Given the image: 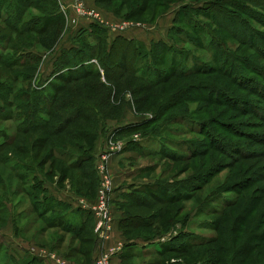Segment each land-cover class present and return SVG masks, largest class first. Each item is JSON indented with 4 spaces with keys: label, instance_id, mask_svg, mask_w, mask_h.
<instances>
[{
    "label": "rangeland",
    "instance_id": "374dc122",
    "mask_svg": "<svg viewBox=\"0 0 264 264\" xmlns=\"http://www.w3.org/2000/svg\"><path fill=\"white\" fill-rule=\"evenodd\" d=\"M73 1H76L73 6H81L86 12H94L111 23L133 24L134 27L124 29L123 33L111 32L110 40L122 35L127 40L144 41L148 47L150 42H169L172 39H170L169 30L175 25L174 20L178 17L180 22L176 23L174 29L180 32L179 34H172L178 49L184 48L191 50L190 53L196 52L198 56H202L207 64L211 63L209 57L203 54L204 52L199 47L189 43L188 38L185 37L187 33H192L194 30L190 21L194 25L197 22L199 29L192 34L198 40L200 38L197 32L202 37L206 30H213L221 37L224 51L227 50L232 55L256 64L264 70V54L251 47V44L254 43L260 50H264V10L261 8L264 0H182L181 2L178 0H71V2ZM188 4L192 8L190 6L188 8ZM204 4L214 11L222 29L216 25V20L208 21L203 11L193 17V9L201 8ZM181 8H187L188 16L185 14L177 15V11ZM252 10L259 16L256 20H252L248 15V11ZM208 11L206 8L205 12L209 14ZM29 13V15H39L40 12L32 9ZM103 26L100 27L103 28ZM76 27L73 25L67 28L66 25L69 32L71 28ZM75 35L66 37L63 34L61 40L66 38L62 47H67L68 43L70 45L74 42ZM22 38L16 35L13 43L19 46H22L23 43L26 44L32 53L41 55L44 64L43 69L45 66H49V76L44 77V71L37 72V78L40 80L38 86L41 87V81L46 79H48L47 85L52 80L57 82L58 80L54 75L58 71L56 63L54 67L55 58L59 56L56 52L57 48L41 47L37 43L38 38L36 37H34L36 40H28L27 37H24L23 40ZM86 38L90 40V37ZM252 38L254 40H251ZM206 40L209 38L207 37ZM90 43L98 44L96 40L90 41ZM170 43L173 45L172 41ZM153 53L157 58L158 63L156 65L161 70L171 66L176 59H181L180 62L184 59L166 49L154 50ZM7 54L14 53L8 50ZM132 54V49L128 44L119 42L112 54V62H107L109 75L104 74V68L98 59L88 62L98 67L100 74H102L101 77L80 79L72 83L74 84L72 86L75 87L82 84L91 86L88 88V92L91 93L79 97L73 102L70 100H72V94L76 92V89L72 91V88H75L72 86L66 88L65 93L69 100L66 102L67 105L62 107L60 116H57L55 121L61 126L62 121L59 120V117L85 116L84 110L78 106L92 105L101 114V118L109 117L107 123L105 122L107 126H104L103 138L99 136L98 132L96 140L89 142V145L95 149L94 164L96 170L99 167L98 175L108 180V189H113L114 192L115 187L123 180V183L136 181L135 183H138L139 187L150 185L148 187L151 188L148 190V194L140 193L138 195L144 199L140 204L126 205L123 210H120L118 205L111 204L109 206V217L106 219L104 231L97 234L96 225L94 229L100 241L98 257L104 258L105 255L110 254L112 258L109 264H264V244L262 245L258 241L264 232V228L261 227L264 225V118L255 113L257 107L264 108V96H262L264 95V78L258 77L252 74L251 70L249 72L243 68L242 75L250 83L244 81L241 84L238 81L239 78L233 79L230 76L226 78L217 72H210L195 77L190 86L198 87L192 88V90L189 87L186 88L187 85L182 80L181 83H177L178 87L168 83L165 86L161 85L156 89L147 90L143 87V82L130 80L128 77L131 71L129 64L133 59ZM49 58L52 59L46 64ZM188 63L189 65L193 64L191 59L187 60L186 64ZM145 65L146 63H142L139 66V76L144 72ZM69 66L67 64V67ZM52 70L54 73L51 76ZM2 74L4 73L0 72V78H2ZM108 76L113 77L109 78ZM122 80L128 85H132L133 91L120 93L121 91L117 87L112 86L114 82ZM188 81L186 84L189 83ZM206 82L212 86H207L209 88L220 86L224 94L218 95L220 92L218 93L217 90H207L206 86L202 85ZM180 84L184 85L180 87ZM256 84L257 87L251 90ZM23 89H27V84L20 82L12 84L13 94L17 95ZM181 89L183 90L181 97H170ZM34 90L38 89L33 86L32 91ZM48 91L51 90L48 89ZM28 96H32L31 91ZM212 96L214 100L219 96L221 102L207 100L211 99ZM145 98L147 99L146 102ZM92 100L98 104L93 103ZM241 101H250L256 108H252ZM75 103L77 106H72ZM162 106L165 110L162 112L163 117L160 118L157 113ZM178 117L181 118L180 121ZM200 122L210 123L213 126L208 129L204 136H200V132H202L199 126ZM93 124L80 122L79 126L75 128L82 131L86 130L88 134L91 130L97 132L99 128L95 125L94 127ZM124 125H136L140 128L123 135H120V132L107 133V130L113 127ZM12 128L10 122L0 123L1 131L10 132ZM41 131L44 130L36 129L20 134L19 137L17 135V140L13 144L0 150V200L5 203L4 207L7 208L6 212L0 211L2 255H6L7 250L14 256L29 254L33 257L36 255L32 254L31 250H35L54 254L57 258L70 264H89V258L84 251L91 247L87 242L88 236L91 235L90 232L84 231L77 234L64 232L49 227L45 221H41L34 214H25L31 210L32 199H28L20 191L16 178L2 163L1 158L10 155L16 159L34 163L50 180L58 182L61 188L67 192L80 195L81 200L87 204L97 205L99 201L97 190L100 189L101 182L99 187L95 185L90 187L89 179L84 180L83 178L85 176L84 171L73 170L49 155V150L53 144L61 145L62 142H59L61 139H66V137L73 139L74 134L64 133L61 136L51 137L47 136L46 132ZM152 132L157 133V136ZM141 133L155 136L141 137L140 141L136 143L141 150L139 153L137 152L138 156L131 155L130 151L121 149L123 146L126 147V144L132 145L136 141V136L141 135ZM189 144L198 148V151L187 160H172L169 155L160 153L162 150L170 153L176 152L179 148H187ZM236 148L242 150V153H247L246 156H243ZM208 172L213 174H208L205 177L204 175ZM198 176L200 178L204 176L200 183L198 182L200 188L185 193L183 198L179 197L180 199H176L174 202L161 200L158 198L159 196H153L151 193L156 191L151 187L156 183L165 186L188 182ZM2 180L5 183L3 189ZM242 180H245L247 187L243 191L242 197L238 198L236 207L227 210L225 208L226 211L223 209L225 212L220 216L214 213L210 214L211 212L207 213L208 208L205 209V207L210 195ZM161 195L163 196L162 193ZM225 198L233 201L237 199V196L226 194ZM81 200H79V206L83 207ZM212 203H215L213 207L216 209L220 206L223 208V202L220 198ZM255 203H258V208L256 213L251 216L252 205ZM248 208L250 210L246 211ZM161 210L164 211V218L160 222L151 227L144 225V218L141 217L151 218ZM129 211L133 212L134 215L129 217ZM238 214L244 215V219L248 223L246 226H240L241 218L237 219ZM123 218L125 224L118 226L115 222L116 219ZM172 218V222L167 224ZM177 222L183 223L184 228L190 234H194L192 236L199 239H210L213 242L204 246L189 248L185 253L164 252L159 256L155 254V251L160 249L158 244L146 247L139 246L135 248L136 256H134L135 253H129L127 259L120 260L117 258L118 249L124 247L126 242L137 239L142 241L144 238L157 236L164 238L170 234L176 236L180 232L177 229ZM241 247L245 253L239 256L236 253ZM254 249L256 252L252 254ZM258 254H262L261 259H259L260 262L256 261ZM41 260L46 264H56L49 259Z\"/></svg>",
    "mask_w": 264,
    "mask_h": 264
},
{
    "label": "trees",
    "instance_id": "16d2710c",
    "mask_svg": "<svg viewBox=\"0 0 264 264\" xmlns=\"http://www.w3.org/2000/svg\"><path fill=\"white\" fill-rule=\"evenodd\" d=\"M178 1L181 2L182 0ZM64 2L66 1L64 0ZM189 6L190 5L188 4V8ZM190 8L192 7L190 6ZM206 8L209 10V14L205 12ZM261 8L264 10V4L261 5ZM32 9L40 12L39 15H29V11ZM41 10H43V12H41ZM193 10V17H196V14H201V11H203V13H205L206 15H204L203 13L202 14L208 21L216 20V25H219V28L222 29V25L216 18L214 11H212V9H209L206 4H204L201 8H195ZM186 11L187 8H181L177 11V15L180 16L185 14L186 16H188ZM248 15L252 20H256L259 17L253 10L248 11ZM174 21L175 25L169 30L171 33L170 39H172L169 40V42H150L148 47L144 41L129 39L127 40L125 36L122 35L116 36L114 39L110 40L111 34H109L108 30L105 28H101L98 24L92 22H89V25L85 23L84 26L79 23L76 28H71V31L69 32L66 29L67 22L61 10L59 0H0V72L4 73L1 75L2 78H0V123L10 122L13 127L10 132L0 130V150L13 144L15 140H17V135L19 137L20 134H24L29 131L32 132L36 129L44 130L41 132H46L47 136L51 137L61 136L64 133L74 134L72 136L73 139L67 137L66 139H61V141H59L62 142L61 145L53 144V147H51L49 150V155H51L52 158L56 161L63 163L65 166L73 170L84 171V175L86 177L83 176V178L84 180L89 179V182L91 184L90 187L94 185L96 187H99L100 177L94 164L95 149L94 147H91V145H89V142L92 140H96V138L98 137V132L99 136L103 138L102 134H104L105 132L104 126H107L106 123L109 117L101 118V114H99V112H97L92 107V105H81L78 106V108L84 110V113L86 114L85 116L75 115L71 117H59V120L62 121L61 126L55 121L57 119V116H60V111L63 109L62 107H65L67 105L66 102H68L67 100H69L66 97V88L71 87L72 85H74L72 83L80 79L101 77L102 74H100L98 67L88 62L94 59H98V62H100L101 66L104 68V74L109 75L107 62H112V54L119 42L128 44L132 49L133 59L129 64V68L131 69V71L129 72L128 77L130 78V80L143 82V87H145V89L147 90L156 89L159 86H165L168 83H171L174 86L178 87L177 83H181V80L185 81V85H187L186 88L189 87V89L192 90V88L198 87L190 86V84L194 82V78L210 72H217L219 74H222V76L226 78H229V76L233 77V79L239 78L238 81H240V83L242 84L244 81H246L244 79V76L242 75V72H244L242 70L243 68H245L249 72L251 70V73L258 77L264 78V70L261 67L256 64H252L251 62H247V60L245 59L236 57L227 50L224 51L223 44L221 43V37L218 36V34H216L213 30H206V32H204L205 35L202 37L199 36L197 32V35L200 38V40H198L197 37L192 34L196 33V30L199 29L197 22L194 25L193 22L190 21V24L191 26H193L194 30H192V33H187L185 37L188 38L189 43L195 45L197 48L199 47V49L204 52L203 54H206L209 57L211 63L207 64V62L203 60L202 56H198L196 52L190 53L191 50H186L184 48L178 49L175 43L176 40L173 39L172 34H179L180 31L175 30L174 27H176V23L180 22V20L177 17ZM63 34L66 35V37L76 34L74 42L70 43V46L62 47L64 39L66 38L65 37L63 38V40H61ZM16 35H18L19 37H23V40L24 37H27L28 40H36V38H38L37 43L44 48H57L56 52L59 54V56L55 58L56 62H54V67L55 63L58 67V71H56L54 74L55 78H57L58 80L57 82H54L52 80L47 85L46 81L48 79L43 80L41 81V83L43 82V84H46L45 88L32 91L33 80L36 78L37 72L41 71L44 67L43 59H41V55L38 56L32 53L26 44L23 43L22 46H19L13 43L14 37ZM86 37H90V40H87ZM207 37L209 38V40H206ZM252 37L254 36L252 35ZM94 40H96V42L98 43L97 45H93L92 43H90V41L93 42ZM251 40H254V38H252ZM170 41L173 42V45L170 43ZM251 47L264 54V50H260L256 46V44L252 43ZM158 49H166L172 54L174 52L176 55L184 59H182L181 62V59H176L175 62H172L171 66H168L167 68H163L161 70V68L156 65V63L158 62L156 60L157 58H155V54L153 53L154 50L158 51ZM8 50L13 52L14 54H7ZM75 57L77 59H73ZM190 59L192 60L193 64H186L187 60ZM142 63H146V65L144 66V72L139 76V66H141ZM67 64H69L70 66L67 67ZM53 73L54 71L51 73V76L53 75ZM112 77L113 76H110L109 78ZM186 81H188L189 83L186 84ZM16 82L27 84V89H23L17 95L13 94L12 84ZM246 82L250 83L249 81ZM206 84L207 82L203 83L202 85H205V88L207 90H217L218 93L220 92L218 95L223 93V89L220 86L209 88L211 85ZM181 85L184 84H180V87ZM112 86L114 88L117 87L121 91H119L120 93H122L123 91H133V86L128 85L126 82H123V80L116 83L114 82ZM89 87L91 86L82 84L79 87L76 86L75 88H72V91L76 89V92H73V98H71L72 100L70 101L73 102L74 100H77V98L84 97L85 95L91 93L88 92ZM256 87L257 84L252 87L251 90ZM48 89H50L51 91L49 92ZM30 91L32 92L31 97L28 96L30 95ZM182 93L183 90L181 89L179 92L172 94L170 97H181ZM210 98L211 99L207 100H212L213 102L219 103L221 102L219 96L216 100L213 99V96ZM105 101L107 102V100ZM146 101L147 99L145 98V102ZM92 102L96 103L95 100H92ZM106 102L104 103L107 105ZM241 102L248 104V106L252 108H256V106L250 101ZM110 103L112 105V102ZM72 106H77V104H72ZM164 110L165 108H163V106L160 107L157 116L160 118L163 117L162 112ZM255 113L257 114V116L264 118V108L257 107V111ZM180 119L181 118L178 117L179 121ZM191 121L194 122L193 120ZM80 122H90L91 124L94 123L93 126H98L100 131L97 130V132H95L91 130V132L88 134L86 130H77L76 128L79 126ZM211 125L212 124L210 123L207 124L205 122H200L199 126L202 129V132H200V136L206 135L208 129L213 127ZM70 127L71 129H69ZM138 128H140V126L137 127L136 125H124L121 127H113L110 130H107V133L112 134L114 132H120V135H123L132 133ZM152 134L156 135L157 133L152 132ZM149 135L155 136L146 133H141L140 136L143 138ZM44 140L46 139L44 138ZM137 142L138 141H135L134 143H132V145H130V143L126 144L124 150L135 151L139 153L141 150L138 148V144H136ZM184 149L179 148L177 149L178 151L172 153L162 150L160 153L169 155V157H172V160L183 161L189 159L190 157H193L198 151V148H195V146L190 144L187 145V148L184 147ZM236 149L238 150V152L243 154V156H246L245 154L247 153H242V150H239L238 148ZM23 151H26V149H23ZM1 160L2 163L16 178L20 186V191H22V193H24V195L28 199H32L30 207L31 210L29 211V213L28 211L25 212V214H34L41 221H45L49 227L57 228L64 232H72L76 234L82 233L84 231H87V233L90 232L91 235L90 237L88 236L87 242L91 245V247L85 250L84 253L89 258V264H96V259L99 256L97 252L100 248V241L94 232L96 219L92 212H90V210L83 209V207L79 206L77 200L82 199L80 195L67 192L66 190L61 188L58 182L50 180V178H48V176L45 175L41 171V169H39L34 163L16 159L12 155L2 157ZM208 174L212 175L213 173L208 172L204 176L206 177ZM204 176H202L201 178L198 176L188 182H180L165 186L160 183H156L151 186L156 191H153L151 193L153 196H159L158 198H160L161 200L174 202L176 199H180L179 197L183 198L185 193L187 194L191 191L198 190L200 188L198 182L200 183L201 179H203ZM4 185L5 183L2 180V189ZM245 185V180H242L240 182L229 185V187L216 194L214 193L213 195H210V198L208 199L205 207V209L208 208L207 213L211 212L210 214L214 213L217 216H220L227 209H233L234 207H236L238 198L242 197L241 195L247 187ZM148 186L150 185H143L132 191L131 193H128L122 198L121 201H115V205H118L119 209L123 210L126 205L140 204L141 201H144V199H142L138 195H140V193L148 194V190H151V188H149ZM53 190L55 191L52 192ZM161 193L163 194V196L161 195ZM226 194H233V196H237V199L229 201L227 198H225ZM59 196H65L66 198L60 200ZM219 198L223 202V208L220 206L216 209L213 207V204L215 203L212 202L216 200L218 201ZM4 206L5 203L0 200V211H7V208H5ZM257 208L258 203L252 205L251 216L256 213ZM249 210L250 208H248L246 211ZM128 213H130L129 217L134 215V213L131 211H129ZM141 218H144V225H146L147 227H151L164 218V211L161 210L158 214H154L151 218ZM239 218H241V227L248 224L246 223L247 221H245L243 214H238L237 219ZM125 220L127 221V219ZM172 220L173 218L170 219L167 224L172 222ZM121 224H125L124 218L119 220V226H121ZM176 225L178 231L180 232H178L176 236L173 235L168 241L161 242L160 239L162 237L159 236L146 239L144 238V240L141 239L142 241H138V239L136 241H129L125 243L124 251L117 257H119L120 260L127 259L129 253H135V248L140 244L144 247L152 245L153 243L158 244L160 249L155 251V254L159 256L164 252L185 253L189 250V248H196L211 244L213 242V240L210 239H199L195 236H192L194 234H190V232L186 228H184V225L181 222H177ZM261 227L264 228V225H262ZM254 235L256 236V233ZM156 241L158 242L155 243ZM258 241L261 242L262 245L264 244V232L263 236L260 237ZM1 247L2 246L0 245V264H46L40 258L36 256L31 257L29 254L14 256L10 253V251L6 250V255H2ZM220 249L225 250L224 248ZM218 252H220V250H218ZM255 252L256 249L252 250V254H255ZM244 253L245 251L243 247H241L237 250L236 254L240 256ZM261 255L262 254L257 255L256 261H261L259 260L261 259ZM134 256H136V253L134 254Z\"/></svg>",
    "mask_w": 264,
    "mask_h": 264
},
{
    "label": "built area",
    "instance_id": "2783aa9c",
    "mask_svg": "<svg viewBox=\"0 0 264 264\" xmlns=\"http://www.w3.org/2000/svg\"><path fill=\"white\" fill-rule=\"evenodd\" d=\"M60 7L61 10L65 16L66 22H67V28L73 25H78V21L80 19H91L92 23L98 24L99 26H105V29L108 30L109 34H111V32H115V33H123L122 31L126 28H130V27H134L133 24H129V23H123V24H116V23H111L109 21H106L105 19H102L99 15H97L96 13H92V12H86L84 10V8H82L81 6L75 5L73 6V4L76 3V1L71 2L70 4L64 2V0H60ZM103 26V28H104ZM41 71H39V73H41ZM35 81L33 82V86L34 88L40 90L42 88H45L46 84H43V82L41 83V87L38 86V78L36 75V78L34 79ZM141 139V136L138 135L136 136V141H139ZM124 146L123 148H121L122 150H124ZM120 149V150H121ZM99 169V167L97 168V170ZM100 177V182H101V187L98 190V203L97 205H90L85 203L84 201L81 200V203L83 204V208L86 210H90L93 215L95 216L96 219V233L100 234V232L104 231L103 228H105V224L107 223V218L109 217V206L112 204L113 201V193L114 190L112 189H108V180L103 178V176H99ZM172 236V234L162 238L161 242H166L167 240H169V238ZM123 247L119 248L116 255L120 254L122 252ZM32 254H35L36 257L40 258V259H49L53 262H55L56 264H70L67 263L65 261H63L60 258H57L56 255L48 253V252H37L35 250H31ZM111 255L107 254L104 256V258H99L96 261V264H109V261L111 262Z\"/></svg>",
    "mask_w": 264,
    "mask_h": 264
},
{
    "label": "crops",
    "instance_id": "0c3cea01",
    "mask_svg": "<svg viewBox=\"0 0 264 264\" xmlns=\"http://www.w3.org/2000/svg\"><path fill=\"white\" fill-rule=\"evenodd\" d=\"M68 4H70L71 3V0H65ZM87 21H88V23H87ZM79 23H81L82 24V26H84L85 25V23L86 24H90L89 23V20H87V19H80L79 21H78ZM78 23V24H79ZM67 46H70V45H68L67 44ZM52 58H49L48 60H47V62H46V64L51 60ZM48 65L47 66H45V68L44 69H42V72L44 71V73H43V75H44V77H46V76H49V70H48ZM131 155H134V156H138V153L137 152H135V151H130L129 152ZM124 181V180H123ZM123 181L121 182V183H119L116 187H115V192H114V197H113V205H115V201L117 202V201H121L122 200V198L125 196V195H127L128 193H131L132 191H134V190H136L137 188H139V184L138 183H135L136 181H132L131 183L129 182V183H123ZM60 197V196H59ZM66 197L65 196H63V197H60L59 199L60 200H62V199H65ZM78 201V203H79V199L77 200ZM84 209V208H83ZM116 224L119 226V220L118 219H116ZM158 241H156L155 243H157ZM154 244V243H153ZM157 245V244H156ZM139 246H141V247H144L143 245H138V247ZM124 251V247H123V249H122V252ZM121 252V253H122ZM120 253V254H121ZM120 254H118V255H120ZM117 255V256H118ZM117 258H119V257H117ZM116 258V259H117ZM120 259V258H119ZM119 259H117V260H119Z\"/></svg>",
    "mask_w": 264,
    "mask_h": 264
}]
</instances>
